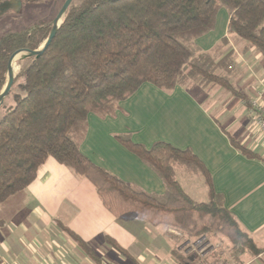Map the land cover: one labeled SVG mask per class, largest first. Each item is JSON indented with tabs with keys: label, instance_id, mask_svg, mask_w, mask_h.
Listing matches in <instances>:
<instances>
[{
	"label": "trees",
	"instance_id": "obj_1",
	"mask_svg": "<svg viewBox=\"0 0 264 264\" xmlns=\"http://www.w3.org/2000/svg\"><path fill=\"white\" fill-rule=\"evenodd\" d=\"M77 1L48 49L28 59L15 105L0 117V204L29 187L52 158L93 184L104 207L120 221L175 228L191 238L219 231L243 252L264 254L225 207L192 151L164 142L147 149L122 137L161 176L166 191L157 195L95 165L80 148L89 115H113L144 84L173 90L192 80L201 88L221 87L252 107L231 80L233 50L219 55L228 40L213 52L201 50L197 41L215 29L219 11L226 9L229 33L264 57V0ZM51 30L50 25L34 24L0 38V93L11 55L39 48ZM179 167L203 172L210 187L208 202H196L184 191L176 178Z\"/></svg>",
	"mask_w": 264,
	"mask_h": 264
},
{
	"label": "crops",
	"instance_id": "obj_2",
	"mask_svg": "<svg viewBox=\"0 0 264 264\" xmlns=\"http://www.w3.org/2000/svg\"><path fill=\"white\" fill-rule=\"evenodd\" d=\"M228 25L229 14L221 9L215 29L197 44L213 52L228 40L234 52L233 83L252 100V107L218 86L196 92L144 84L113 115H89L80 148L95 165L157 195L166 191L161 176L130 151L122 137L147 149L164 142L192 151L225 207L264 250V131L252 105L256 100L264 103V57L230 34ZM176 178L193 200L209 201L202 171L179 167ZM0 220V254L14 264H97V259L101 264H197L189 250L178 245L173 229L116 219L93 184L52 158L29 187L0 204ZM229 258L234 264H264V254L239 252ZM218 259L209 256L207 264H219Z\"/></svg>",
	"mask_w": 264,
	"mask_h": 264
},
{
	"label": "rangeland",
	"instance_id": "obj_3",
	"mask_svg": "<svg viewBox=\"0 0 264 264\" xmlns=\"http://www.w3.org/2000/svg\"><path fill=\"white\" fill-rule=\"evenodd\" d=\"M26 2V6L23 7L22 11L14 14L10 13L6 16L0 17V38L10 31H21L26 28L31 27L34 24L44 23L45 25H50L52 27V23L59 13L61 7L63 6L65 0H24ZM76 1V0H75ZM79 1V0H78ZM77 1V2H78ZM75 3V2H74ZM230 47L226 46L221 49L219 55L223 52H227ZM220 57V56H218ZM23 58L19 59L14 63V71L17 75L15 85L13 86L10 95L4 102V107H0V117L6 112V109L13 107L15 105L14 96L17 93H20L19 84L21 80L19 79V75L23 69V67L27 64L23 62ZM235 72V64L234 71ZM224 74L226 72H223ZM232 74V82H233ZM199 83L194 82L192 80H188L184 87L191 89V91H202L207 90L208 88H201ZM214 88V87H213ZM242 88V87H241ZM201 94V93H199ZM252 100L250 99V102ZM197 183V182H196ZM197 187V186H196ZM171 229V228H170ZM176 235L178 245H181L185 249L189 250L190 257L195 258V263L197 264H207V259L209 256L213 258H219V264L228 263L234 264V262L229 258L231 254L243 252L241 246H236L232 243V241L225 235L219 231H212L210 233H206L198 238H191L187 234L179 231L178 229H173ZM233 251L234 253H230ZM179 255V254H178ZM182 255H179L182 258ZM222 259V260H221ZM230 261H229V260ZM5 262L4 264H14L8 255L0 254V263Z\"/></svg>",
	"mask_w": 264,
	"mask_h": 264
},
{
	"label": "water",
	"instance_id": "obj_4",
	"mask_svg": "<svg viewBox=\"0 0 264 264\" xmlns=\"http://www.w3.org/2000/svg\"><path fill=\"white\" fill-rule=\"evenodd\" d=\"M75 0H65L63 6L61 7L59 13L57 14L56 18L54 19L52 23V30L50 32V35L48 39L39 47L36 49H31V48H22L16 50L10 57V60L8 62V67H7V73H8V79L5 87L0 93V105H2L7 97L10 95L11 90L13 86L15 85L17 75L13 69V59L14 57L21 53V52H26V58L29 59L30 57H40L51 45L52 41L58 34L59 30L61 29L65 17L67 13L69 12L70 8L72 7L73 3ZM16 8L21 9L22 8V1L21 0H16Z\"/></svg>",
	"mask_w": 264,
	"mask_h": 264
},
{
	"label": "flooded vegetation",
	"instance_id": "obj_5",
	"mask_svg": "<svg viewBox=\"0 0 264 264\" xmlns=\"http://www.w3.org/2000/svg\"><path fill=\"white\" fill-rule=\"evenodd\" d=\"M21 1H22V8L17 9L15 5L16 0H0V17L5 16V14L9 10H12L14 14L21 12L24 6V0H21Z\"/></svg>",
	"mask_w": 264,
	"mask_h": 264
},
{
	"label": "built area",
	"instance_id": "obj_6",
	"mask_svg": "<svg viewBox=\"0 0 264 264\" xmlns=\"http://www.w3.org/2000/svg\"><path fill=\"white\" fill-rule=\"evenodd\" d=\"M252 105L258 112L256 122L258 126L264 131V103H261L259 102V100H256L253 101ZM223 264H228V263H223Z\"/></svg>",
	"mask_w": 264,
	"mask_h": 264
},
{
	"label": "bare ground",
	"instance_id": "obj_7",
	"mask_svg": "<svg viewBox=\"0 0 264 264\" xmlns=\"http://www.w3.org/2000/svg\"><path fill=\"white\" fill-rule=\"evenodd\" d=\"M26 55H27V53L26 52H21V53H19V54H17L15 57H14V59H13V69H14V63L16 62V61H18L19 59H21V58H23V59H27L26 58Z\"/></svg>",
	"mask_w": 264,
	"mask_h": 264
}]
</instances>
